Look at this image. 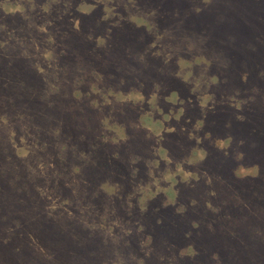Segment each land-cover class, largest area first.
Here are the masks:
<instances>
[{"label":"rangeland","instance_id":"1","mask_svg":"<svg viewBox=\"0 0 264 264\" xmlns=\"http://www.w3.org/2000/svg\"><path fill=\"white\" fill-rule=\"evenodd\" d=\"M0 264H264V0H0Z\"/></svg>","mask_w":264,"mask_h":264}]
</instances>
